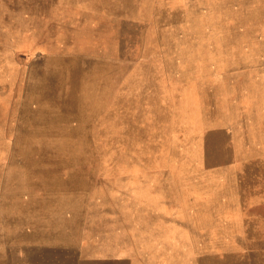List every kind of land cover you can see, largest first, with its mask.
I'll use <instances>...</instances> for the list:
<instances>
[{
	"label": "rangeland",
	"instance_id": "1",
	"mask_svg": "<svg viewBox=\"0 0 264 264\" xmlns=\"http://www.w3.org/2000/svg\"><path fill=\"white\" fill-rule=\"evenodd\" d=\"M95 259L264 264V0H0V264Z\"/></svg>",
	"mask_w": 264,
	"mask_h": 264
},
{
	"label": "crops",
	"instance_id": "2",
	"mask_svg": "<svg viewBox=\"0 0 264 264\" xmlns=\"http://www.w3.org/2000/svg\"><path fill=\"white\" fill-rule=\"evenodd\" d=\"M89 264H98V260H96V259L95 260H90Z\"/></svg>",
	"mask_w": 264,
	"mask_h": 264
}]
</instances>
